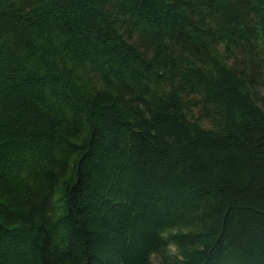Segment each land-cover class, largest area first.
<instances>
[{
	"label": "trees",
	"instance_id": "trees-1",
	"mask_svg": "<svg viewBox=\"0 0 264 264\" xmlns=\"http://www.w3.org/2000/svg\"><path fill=\"white\" fill-rule=\"evenodd\" d=\"M0 264H264V0H0Z\"/></svg>",
	"mask_w": 264,
	"mask_h": 264
}]
</instances>
